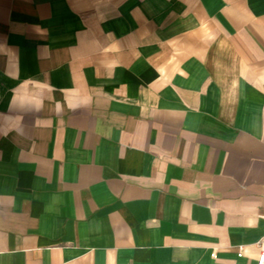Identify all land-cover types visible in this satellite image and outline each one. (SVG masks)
<instances>
[{
  "label": "crops",
  "instance_id": "obj_1",
  "mask_svg": "<svg viewBox=\"0 0 264 264\" xmlns=\"http://www.w3.org/2000/svg\"><path fill=\"white\" fill-rule=\"evenodd\" d=\"M263 237L264 0H0V264H258Z\"/></svg>",
  "mask_w": 264,
  "mask_h": 264
},
{
  "label": "built area",
  "instance_id": "obj_2",
  "mask_svg": "<svg viewBox=\"0 0 264 264\" xmlns=\"http://www.w3.org/2000/svg\"><path fill=\"white\" fill-rule=\"evenodd\" d=\"M258 248L260 249V253L257 259L258 264H264V237L263 239L258 243ZM244 256V248L240 247L239 249V257Z\"/></svg>",
  "mask_w": 264,
  "mask_h": 264
}]
</instances>
